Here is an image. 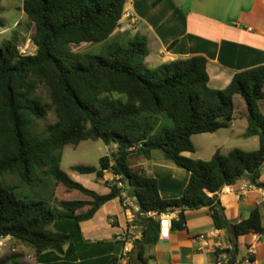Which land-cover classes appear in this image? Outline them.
<instances>
[{"label":"trees","instance_id":"obj_1","mask_svg":"<svg viewBox=\"0 0 264 264\" xmlns=\"http://www.w3.org/2000/svg\"><path fill=\"white\" fill-rule=\"evenodd\" d=\"M125 6L126 0H24L22 8L34 27L32 42L37 52L23 54L19 44L10 40L0 46V178L14 174L21 182L31 183L42 171L67 192L82 196L60 200L66 219L57 221L48 202L20 197L17 186L0 182V239L11 236L33 246L43 256L40 264H118L125 241L89 243L84 239L75 244L81 238L82 222L93 220L111 202L125 206L126 194L140 209L132 223L141 232L129 253L132 264L155 260L149 250L160 240L161 215L178 211L171 229L185 230L186 211L204 207L210 210L215 227L229 232L233 245V249H217V256L226 254V264H237L240 238L264 234V207L254 209L246 220L231 222L219 193L244 179L255 188L264 187L260 182L264 65L236 73L221 90L209 85L205 56L150 69L145 65L146 38L111 40ZM0 26H4L1 20ZM91 44H102L99 55L74 50ZM42 87L49 93V104L44 102ZM236 99L248 123L244 136H258L259 148H237L228 154L218 150L211 160L185 157V152L197 151L195 135L215 134L232 126ZM51 110L57 121L40 132L37 124ZM161 115L170 118L174 128L156 130L154 120ZM86 140L115 147L100 159L99 167H73L81 175L99 179L111 172L114 180L107 182V194L71 179L61 167L63 148H77ZM157 151L191 173L183 196L163 199L158 180L132 168L131 158L151 159ZM53 224L65 231H52ZM18 256L16 252L0 256V264H19Z\"/></svg>","mask_w":264,"mask_h":264},{"label":"crops","instance_id":"obj_2","mask_svg":"<svg viewBox=\"0 0 264 264\" xmlns=\"http://www.w3.org/2000/svg\"><path fill=\"white\" fill-rule=\"evenodd\" d=\"M186 2L194 5L198 3L201 6L188 11L180 0H126L121 25L113 36L119 41L129 40L135 35L146 38L149 56L145 65L150 69L164 62L205 56L208 60L209 85L216 90L226 88L236 73L264 65V0H186ZM22 12L26 17L23 8ZM127 14H131L135 20L128 18ZM14 27H19V22H16ZM4 31L7 29L1 31L0 35ZM18 44L21 49H28V45L23 48L21 39H18ZM33 50L37 52V47ZM240 106L237 118L245 119L242 116L241 103ZM234 119H236L235 108ZM250 138L259 139L258 136ZM191 154L194 153H184L188 158H191ZM131 161L138 171L158 180L163 199L179 198L185 193L191 173L174 161L162 158L160 152H154L151 159L133 157L130 164ZM108 180H114L110 172H106L103 179L95 181L94 186L87 187L103 188L105 190L101 194H107L110 192L106 184ZM260 182L264 184V169ZM244 186H248V189L241 191ZM219 196L226 217L231 222L246 220L254 209L264 207L263 189L255 188L248 179L224 187ZM115 202L103 206L93 220L81 223V230L86 229L89 235L88 238L85 237L86 242L95 243V239L98 242L102 241L99 231L102 226L100 213ZM130 212L136 217V212L132 209H127L126 213L116 214L107 211L109 219L105 224L114 229L112 238L115 241L126 240L121 254L124 248L132 250L135 247L131 242H127L130 238L127 234L134 229L137 230V226L129 224L133 220ZM110 215L113 218L109 217ZM168 216L176 219L178 211ZM186 217L185 230L170 229L167 233L166 229L157 245L149 250V254L155 256L152 264H216L217 249H233L229 232L215 227L207 207L186 211ZM137 233L140 238V229ZM201 236H206L208 242L206 248H201ZM13 240L11 236L0 239V242H3V246H0V256H6L9 247L12 250L13 245L10 244ZM251 246L255 250L252 257L253 264H264V234L253 233L240 238L237 263L252 264L245 261ZM40 260H43V256L37 255L38 264Z\"/></svg>","mask_w":264,"mask_h":264},{"label":"rangeland","instance_id":"obj_3","mask_svg":"<svg viewBox=\"0 0 264 264\" xmlns=\"http://www.w3.org/2000/svg\"><path fill=\"white\" fill-rule=\"evenodd\" d=\"M180 3L186 8L188 11L193 9H198L201 5L196 3L195 5L191 2H186V0H180ZM22 4H24V0H1L0 3V20L4 23V26H0V32L7 29L0 35V46L6 41H15L18 43V39H21V44L28 45V49H21L24 51V54H32L35 52L36 47L32 43V34H33V25L28 20L27 16L25 17L22 12ZM226 7V6H225ZM205 8V7H204ZM220 12V11H217ZM16 22H19V27H14ZM21 35L20 37L18 36ZM115 37L112 36L111 40ZM126 41V40H123ZM102 44H91V45H81L75 46L74 50L78 52L84 53H93L95 55H99L101 53ZM22 52V51H21ZM44 97V102L46 104L50 103V96L48 91L42 87L40 89ZM235 117L233 120L231 129L223 130L215 135L210 134H198L193 137L194 144L197 148V152L191 154L190 157L197 159H209L211 160L212 156L215 155L218 150H221L223 154H228L231 150L234 149H243L246 151L258 149L260 146L259 139L254 138H246L244 134L246 133L247 122L245 119L237 118L239 115L240 101L236 99L235 101ZM262 107L264 110V103H262ZM263 112V111H262ZM147 115L143 117L145 119ZM57 121L56 115L53 110L49 111L47 117L45 119L39 120L37 124V128L40 132L45 131L47 125L53 124ZM156 130L161 128H174L173 121L167 116H159L155 118ZM210 136V137H205ZM114 147V146H113ZM109 146H107L103 141H91L86 140L83 141L77 148L73 147H65L62 150V163L61 167L69 177L77 182L83 183L85 186H94V182L100 180L95 175H81L78 172L73 170V167L76 165H90L99 167L100 159L109 153ZM131 165L134 169H137L134 165V162L131 161ZM113 180H108L107 182H112ZM0 182H3L10 186H17V195L20 197L26 198H41L48 202L51 208L57 215V221L62 219L65 220L66 212L60 206V200H75L81 197L82 195L79 192L69 193L66 189L57 185L53 179L46 176L42 171L38 172V175L34 176L33 181L31 183H23L18 179V176L14 174H7L0 178ZM106 182V184H107ZM93 190L102 193L105 189L103 188H90ZM129 209L126 206H123L118 201L115 204L108 205L107 208L103 209L102 213H100L101 224L102 226L99 228L100 236L102 237V241L106 243H116L114 238H112L114 234V229L110 225H106L108 214L107 211L112 214H116L118 212H125ZM130 210V209H129ZM131 213V212H130ZM129 213V214H130ZM132 217V221L129 224L135 223V217L130 214ZM113 218L111 215L109 216ZM56 221V222H57ZM127 226V225H126ZM59 226H55L54 224L50 226L52 231H65V229H59ZM62 227V226H60ZM137 226V230H138ZM137 230H133V232L128 233L127 235L130 239H139V234ZM85 237H89L86 229L81 231V238L77 239L75 245H80ZM94 242H98V240H94ZM12 248L17 250L18 258L16 259L19 264H38L37 255L35 248L29 244L22 243L19 240L14 238L13 242L10 244ZM135 246V245H134ZM68 248V245L65 246V249ZM119 250L121 247H117ZM86 252L90 251V248H85ZM13 251L10 247L7 250L5 255L12 254ZM14 264V263H13ZM118 264H121L120 257Z\"/></svg>","mask_w":264,"mask_h":264},{"label":"built area","instance_id":"obj_4","mask_svg":"<svg viewBox=\"0 0 264 264\" xmlns=\"http://www.w3.org/2000/svg\"><path fill=\"white\" fill-rule=\"evenodd\" d=\"M127 17L130 18V19L134 18L131 14H127ZM133 20H135V19H133ZM22 52L24 54L23 50H22ZM113 151H115V147H110L109 153L111 154ZM107 172H109V171H107ZM120 187H124V185L122 183H120ZM247 189H248V186H244V187L241 188V191H245ZM261 189H263V191H264V187H262ZM124 196H125L124 205L126 207H128L129 209L135 210L136 214L140 213V209L136 205L135 200L133 198L127 196L126 194H124ZM149 215L150 216H157V213H149ZM168 215L169 214H163V215L160 216V220H161V223H162L161 224V234L162 235L164 234V231L166 229H167V233H169V230L171 229V225H172L173 219L170 216H168ZM142 216H144V214H142ZM127 242H131L132 245L133 244L135 245L136 240L129 238V239H127ZM200 245H201V248H204V247L206 248L208 246V242H207L206 236H201L200 237ZM0 246H3V242H0ZM12 251L13 252H17V250L15 248H12ZM130 252H131V249H129L127 247L124 248L123 253L120 255L121 264H132L131 260H130V255H129ZM254 252H255L254 247L253 246L249 247L248 252H247V256L245 258L246 262L253 264L252 257H253ZM228 261H229L228 256L226 254H223L220 257L217 256L216 264H226V263H228Z\"/></svg>","mask_w":264,"mask_h":264}]
</instances>
